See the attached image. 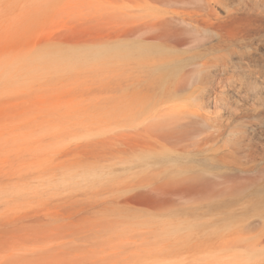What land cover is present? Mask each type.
<instances>
[{
  "label": "rangeland",
  "instance_id": "1",
  "mask_svg": "<svg viewBox=\"0 0 264 264\" xmlns=\"http://www.w3.org/2000/svg\"><path fill=\"white\" fill-rule=\"evenodd\" d=\"M140 13L136 0H0V70L26 58L38 72L0 81V264L257 262L259 209L233 156L183 154L181 176L206 182L181 187L156 160L153 122L123 119L144 95L114 60L63 71L36 58L116 44Z\"/></svg>",
  "mask_w": 264,
  "mask_h": 264
},
{
  "label": "bare ground",
  "instance_id": "2",
  "mask_svg": "<svg viewBox=\"0 0 264 264\" xmlns=\"http://www.w3.org/2000/svg\"><path fill=\"white\" fill-rule=\"evenodd\" d=\"M136 6L140 18L121 30L116 44L36 58L63 71L114 60L129 76L125 81L144 95L122 106L123 119L153 122L162 148L156 160L181 187L206 182L182 177L189 168L181 160L208 147L220 150L213 155L219 163L221 155L243 158L233 162L243 166L248 208L259 209L261 229L252 235L255 220L248 221V257L264 264V0H136ZM32 62L17 59L0 70V81L35 75ZM209 102L217 111L207 110ZM253 134L261 140L251 141ZM220 180L228 186L227 177Z\"/></svg>",
  "mask_w": 264,
  "mask_h": 264
}]
</instances>
